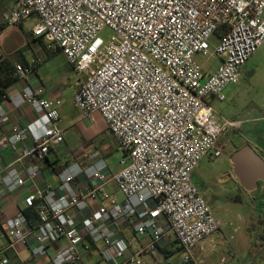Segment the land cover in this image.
Wrapping results in <instances>:
<instances>
[{"label":"built area","instance_id":"1","mask_svg":"<svg viewBox=\"0 0 264 264\" xmlns=\"http://www.w3.org/2000/svg\"><path fill=\"white\" fill-rule=\"evenodd\" d=\"M12 2L3 27L35 17L31 34L58 50L77 78L73 104L79 120L91 125L98 113L121 159L112 173L98 150L82 151L84 164L69 157L61 101L44 97L41 86L10 99L19 115L25 106L35 114L27 123L9 124L0 105V148L31 143L0 168V186L15 193L34 185L22 204L34 207L38 219L31 227L22 209L5 220L0 264H7V250L29 237L32 256L64 241L52 264L81 263L85 238L99 247L106 264H142L145 254L175 245L184 252L181 264H200L192 250L217 233L221 221L192 174L205 156L222 157L223 135L241 126L219 116L210 101H225L227 88L239 83L242 67L264 43V0ZM105 28L108 38L100 36ZM219 28L224 34L212 46ZM212 58L218 64L210 70ZM28 71L15 67L17 76ZM51 153L68 158L55 188L41 184L40 163ZM110 183L121 200L108 191ZM119 223L147 242L131 248L117 231Z\"/></svg>","mask_w":264,"mask_h":264},{"label":"rangeland","instance_id":"2","mask_svg":"<svg viewBox=\"0 0 264 264\" xmlns=\"http://www.w3.org/2000/svg\"><path fill=\"white\" fill-rule=\"evenodd\" d=\"M22 23L23 28L19 25L0 28L1 37L4 40L3 51L9 56L10 61L13 56L18 55V51L25 54L29 53L30 47L33 50L40 47L30 35L31 27L28 21L25 20ZM109 35L111 32L107 28L100 32L102 38H108ZM216 43L217 40L213 38L212 46ZM210 63L212 67L208 69L212 70L218 64V59L212 58ZM231 90L233 93L224 102L214 101L213 104L217 107L216 112L219 116L238 121L241 126L236 130H229V133L227 131L221 140L225 142L230 136L235 137V143L226 149H229L227 151L229 153L244 144H250L264 159V43L257 48L242 67L241 79ZM72 94V91L66 88L61 95L62 105L59 108L60 127L64 131L68 156L76 158L84 164L81 152L98 150L105 159L109 170L112 173L118 171L121 153L116 150V141L106 133L103 122L102 125L96 123L93 130L86 131V140L80 137L78 131L73 127L76 110L71 103ZM81 125L86 129L85 121H81ZM262 145L263 148L260 147ZM79 148L81 149L79 150ZM55 156L54 153L50 154L51 158ZM59 158L65 161L68 159L64 156ZM192 180L213 215L221 221L218 237H215L210 246H206L207 256H211L212 263L264 264V232L262 231L264 229V188H257L252 192L242 190L232 174L230 163L223 156L220 158H213L211 155L205 156L192 174ZM107 189L119 200L122 199L121 193L113 183L108 184ZM210 195H214L217 199L212 200ZM255 211L263 212L261 222H257L254 218L256 217ZM171 249L172 253L167 256L168 258L164 262H154L152 259L146 258L143 259L142 264L181 263L184 257L183 250L178 247ZM96 259L99 264H106L100 257H96Z\"/></svg>","mask_w":264,"mask_h":264},{"label":"crops","instance_id":"3","mask_svg":"<svg viewBox=\"0 0 264 264\" xmlns=\"http://www.w3.org/2000/svg\"><path fill=\"white\" fill-rule=\"evenodd\" d=\"M12 3V0H0V28L3 27V18L6 14L9 13ZM26 21H28L29 26L32 27L35 21V17L26 19ZM19 26L23 28L24 25L21 22ZM31 37L34 38V41L38 42L40 46L39 49L33 50L30 47L29 53L25 54L21 51H18V55L13 56V59L10 61L9 56L3 51L4 40L2 39L0 32V105L3 107L4 111L8 115L9 124L19 122L27 123V121L35 115L28 106H25L19 115L17 111H14L11 104L10 99L27 87L35 88L41 86L45 90L44 97L49 99H58L60 101L62 93L65 92L66 88H68L73 93L71 103L73 108L75 109L73 104V95L77 78L74 75L72 68L68 65L66 59L60 52L51 48L42 40H38L32 35ZM17 65H21L25 68H28L29 71L22 76H17L15 72V67ZM232 87L233 86L227 88L226 99L233 93V91L231 90ZM214 101L215 100H211L210 103L216 109L217 107L213 104ZM74 120L75 122L73 127L78 131L80 137L85 140L87 139L85 136L86 131H88V129L89 131L93 130V127L96 125V123H100L102 125L103 122L101 116L98 113H94L93 124L90 125L86 122L87 127L85 129L81 125V121L79 120V113L77 110L76 118ZM8 123L7 126L9 125ZM30 144V141L27 140L21 144L14 145L13 148H0V168L12 162L18 155H20L21 149L23 147H29ZM260 147L263 148V145ZM47 159L40 163L42 170L45 171V176L42 177L41 184H46L52 188H55L57 186L56 174L59 173L58 168L66 161L61 160L59 157L56 156L51 158L50 154L48 155ZM61 162L62 164H60ZM33 189L34 185H26L24 188L19 189L15 193H7L5 189L0 186V237L3 239L4 242L6 240L4 237L5 220L7 218L13 217L18 211L24 209L22 204V198L27 192H30ZM255 214L256 217L254 218L257 220V222H261L263 212H256ZM117 231L121 236H124L125 238L131 241V248L143 246L147 242V237L134 236V233L130 225L128 224L119 223L117 225ZM219 233L220 230L217 232L216 235H212L209 239L203 241L199 246L193 248L192 252L195 260L199 261L200 263L213 264L211 256H207L208 251L206 250V246H210V244L213 243L215 237H218ZM88 242L89 239L85 238L83 239V243L80 246V251L82 253L83 260L79 264H99L98 260L96 259V257L99 258V247L93 244H89ZM63 244V240H60L55 243H48L45 245L44 255L32 256L31 249L34 247L35 243L33 242L32 237H29L25 245H15L13 249H9L4 253V257L7 259V264H28L30 262L34 264H52L55 252L61 246H63ZM85 246H88V248L86 249ZM173 247L177 246L175 245ZM173 247L160 246L162 250L160 251L158 249L155 255L151 256L145 254L142 258V263L146 258L152 259L154 262H164L168 258L164 255V253L170 252L172 250L171 248Z\"/></svg>","mask_w":264,"mask_h":264},{"label":"water","instance_id":"4","mask_svg":"<svg viewBox=\"0 0 264 264\" xmlns=\"http://www.w3.org/2000/svg\"><path fill=\"white\" fill-rule=\"evenodd\" d=\"M230 163L242 190L252 192L264 188V159L250 144L235 149L230 155Z\"/></svg>","mask_w":264,"mask_h":264},{"label":"trees","instance_id":"5","mask_svg":"<svg viewBox=\"0 0 264 264\" xmlns=\"http://www.w3.org/2000/svg\"><path fill=\"white\" fill-rule=\"evenodd\" d=\"M224 34V29L223 28H219L216 33H215V39L218 40L222 35ZM32 35V34H31ZM33 36V35H32ZM34 37V36H33ZM36 38V37H35ZM38 40H41L39 38H36ZM48 161V159H47ZM67 165V162H64V164L60 165L58 168V171L60 172L61 170L64 169V167ZM24 216L26 217L28 224L33 227L36 226L38 219H37V213L34 207H29L24 209L23 211ZM262 229V228H261ZM262 231L264 232V229H262ZM178 247V246H177ZM160 251L162 250L161 248H158ZM178 249H180L178 247ZM177 250V249H176ZM172 253V250L170 252H165L164 255L165 256H169Z\"/></svg>","mask_w":264,"mask_h":264},{"label":"flooded vegetation","instance_id":"6","mask_svg":"<svg viewBox=\"0 0 264 264\" xmlns=\"http://www.w3.org/2000/svg\"><path fill=\"white\" fill-rule=\"evenodd\" d=\"M229 132L230 131H228V133ZM235 141H236L235 137L230 136L225 142H223V155L222 156L225 157L228 160L229 163H230V155H231V153L227 152L229 149L228 150H226V149H227V147L230 148L231 144L235 143ZM230 166H231V163H230ZM209 197L212 200H214V199L216 200L217 199V197H215L214 195H210ZM228 200H230V199L228 198Z\"/></svg>","mask_w":264,"mask_h":264}]
</instances>
